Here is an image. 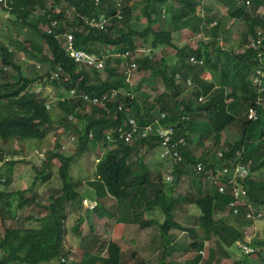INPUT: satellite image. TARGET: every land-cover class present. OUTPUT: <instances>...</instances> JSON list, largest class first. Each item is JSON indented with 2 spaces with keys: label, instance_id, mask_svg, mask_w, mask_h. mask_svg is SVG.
Instances as JSON below:
<instances>
[{
  "label": "trees",
  "instance_id": "1",
  "mask_svg": "<svg viewBox=\"0 0 264 264\" xmlns=\"http://www.w3.org/2000/svg\"><path fill=\"white\" fill-rule=\"evenodd\" d=\"M174 1L0 0V7L14 15L9 20L17 28L16 36L21 31L25 34L21 40L9 37L8 45L0 44V61L12 69L7 71L0 66V106L6 112L11 109L8 114L0 111V140L43 139L55 120L51 108L54 106L62 112L59 117L63 122L69 119L76 124L78 118L81 124L71 126L77 134L75 154L47 151L42 166L33 167L36 175L32 180L46 181L51 176L50 162L54 158L59 161L61 185L47 195V204L42 203L31 183L23 189L0 188L1 224L15 218L16 210L28 204L47 210L35 225L2 228L0 264L51 260L55 264H118L125 257L121 258L119 240L110 239L96 248L87 242L80 248L82 236L92 231L89 210L99 217H112L123 226L138 224L145 228L158 223L169 248L159 254L157 264H214L218 259L216 247L220 253L224 251L220 243L230 246L236 240L243 241L240 229L248 223L245 212L253 210L249 204L264 205V180L259 174H264V11L260 8L264 7V0H218L225 8L221 13L224 17L212 0ZM199 4L204 5L201 14L195 10ZM69 11L72 17L67 15ZM31 13L36 16L27 19ZM101 15L107 19L103 27L94 26L90 19ZM232 18L244 26L237 30L236 39L232 37ZM33 19L31 23L29 20ZM155 21L159 23L157 29L153 26ZM187 27L193 33L206 30L208 39L199 46H193L188 39L178 45L174 40L177 31ZM68 33L73 36L74 48L105 56L103 66L86 67L74 62L65 50ZM11 46L40 64L25 68L27 63L14 61ZM140 47L150 52L172 47L176 58L166 62L164 55L152 58L147 54L135 59ZM42 62L47 65L44 70ZM135 62L148 75L132 85L127 77L128 71L135 69ZM157 79L163 90L150 97L142 86L154 90ZM47 82L56 86V99L45 89ZM33 84H40L39 89ZM67 93L69 97L65 96ZM94 97L101 103H93ZM48 100H54V105L47 107ZM85 106H90L88 112L82 111ZM251 108L254 118L248 117ZM129 117L137 132H131ZM156 119L159 125L172 128V138L185 139L180 160L147 156L159 146V135L151 129L144 136L139 133L147 125L152 127ZM224 130H232L233 134L223 138ZM126 132L132 134L128 142L123 137ZM207 139H212V143L205 144ZM192 142L195 147L204 143V151L196 154ZM96 147L103 151L97 156L92 177L74 179L70 164L82 150ZM16 149L10 154H15ZM10 154L0 147V186L12 180L16 159ZM238 161L248 166L247 176L240 178L227 170L223 178L215 177L216 181L205 179L207 172L216 173L223 165ZM197 163L203 169L196 171ZM167 169L171 170V181L164 178ZM220 179L226 183L236 181L240 187L238 196L228 190V185L223 192L218 191L216 184ZM193 182L198 183L194 191ZM81 183L87 187L78 191ZM201 184L206 185L204 191L198 189ZM87 189H91L89 194ZM84 198L95 202L93 209L82 205ZM181 200L198 210L186 225L174 218V204ZM74 201L78 210L84 208L77 211L76 222L69 228L77 232L80 252L72 250L64 240L65 208ZM158 211L164 214L162 221L154 215ZM181 230L187 231L183 243ZM213 236L219 246H206ZM253 244L257 247L254 254H260L264 224L261 237ZM100 247L106 250L105 254L100 253ZM184 253L191 257L184 261L174 257ZM124 254L137 256L134 249ZM144 260L141 258L140 264H145Z\"/></svg>",
  "mask_w": 264,
  "mask_h": 264
},
{
  "label": "rangeland",
  "instance_id": "2",
  "mask_svg": "<svg viewBox=\"0 0 264 264\" xmlns=\"http://www.w3.org/2000/svg\"><path fill=\"white\" fill-rule=\"evenodd\" d=\"M178 1H174V3H177ZM207 0H205V3ZM213 5L218 8V12L224 13L225 8L223 7L222 3L219 2L218 0H212ZM2 4V3H1ZM4 6V5H3ZM6 6V4H5ZM261 11H264V7H260ZM202 9H204V5H198L196 7V12L197 13H202ZM33 16H36L35 13H31L27 19L33 18ZM69 17H72V12L69 11L67 13ZM225 14H221V16L224 17ZM14 18L13 14H10L8 11L5 9H2L0 7V44H5L8 45V43L11 42L9 40V37L12 39L21 40L24 37V31H21L18 36H16L17 28L13 26L10 22L9 19ZM36 18V17H35ZM31 23L34 22L33 20H29ZM231 23L235 26L232 28V37L237 38V30L244 28L243 25H238L239 21L237 19H230ZM158 22H154L153 26L154 28H158ZM229 24V23H228ZM208 25L206 24L204 27V24H201V27L206 28ZM24 29V28H23ZM184 28H182L183 30ZM188 27L186 28V31H183V35L180 34L181 30L179 31L178 37L180 38L179 40L181 41L188 39L189 42H193L197 46L201 45L204 43V37H207L208 35H204V33H207L206 30H201L197 33L191 32ZM203 34V35H202ZM202 35V36H201ZM195 36V37H194ZM66 37L69 39L70 35L66 34ZM206 39V40H207ZM73 40V36H72ZM175 42L179 43V45H182L184 42H179L178 39L175 37ZM205 40V41H206ZM221 44H224L223 40L220 42ZM11 46V51L14 54V61L21 63H27L25 68H28L29 66L34 67L36 65H39L40 63L32 60L29 58L28 55H25L23 52L12 48ZM137 53L135 54V57H142L143 55H149L150 57L154 58H159L160 56H165L166 62L171 61L175 58V49L172 47H165L158 49L157 51L155 50L154 52H150L146 48H139L137 49ZM136 59V58H135ZM136 63V67L134 70H129L128 71V77L127 79L129 82L134 85L135 83L139 82L142 78L147 77L148 71L142 70L140 67V64ZM2 62L0 61V66L2 67ZM43 66V70L47 67L46 63H41ZM4 66V65H3ZM24 66V65H22ZM4 68L7 71H12V69L8 66H4ZM127 71V70H126ZM42 72V71H41ZM104 76V72H102ZM35 89H39V86H36V84H33ZM42 85V84H41ZM156 88H153L154 90H151L148 85L142 86V88L148 89L150 93V97H153L155 94H157L160 90H163L161 87L160 80H156ZM45 89L48 91L49 96L55 97V99L58 97L56 93V86L55 85H50L47 82V85H45ZM147 91V90H145ZM63 92H65L63 90ZM69 94L67 93L65 96H68ZM260 97H258L259 101ZM51 100H48L45 104L46 106L50 107L54 105L55 101L50 102ZM54 112L53 118L55 119L51 126L49 127L47 135L41 139H28L24 141H19V140H8L6 142H3L0 140V147L6 150L9 154L14 148H18L15 151V154H10L11 157L16 159V162L13 164V173H12V180L8 185H2L0 188H5L7 190H15V189H23L27 187L30 183L33 185L34 189L36 192L39 194V198L42 201V203L45 205L49 202V197L47 195L52 191V189L60 188L61 182L59 179V176L57 174V168L59 166V161H57L55 158L52 159L50 162V166L52 167L51 169V176L49 180L46 181H41L39 178L32 180L34 175V168H40L42 166V158L45 157L47 151H52L56 150L62 154L65 155H70V154H75V152L78 150L77 149V134L74 130H72L71 126L76 125L77 127L81 126V124L78 122L79 119L77 118V123L72 122L69 119H66L64 122L60 119V115H62V112L58 109V107L54 106L51 107ZM9 111L11 112V109L8 108ZM90 109V106H85L82 111L88 112ZM0 111L4 113H10L6 112L5 109L0 106ZM66 114L65 117L70 118V115ZM73 116V115H72ZM73 118V117H72ZM76 118V117H75ZM71 119V118H70ZM229 134H233L232 130H224L223 131V138H226L229 136ZM204 140V139H202ZM201 140V141H202ZM58 142V143H56ZM205 144L207 143H212V139H207V141H204ZM204 143H201L199 146L195 147L194 142L191 143V147H193L196 151V154H200L204 151ZM59 144V146H57ZM20 148V149H19ZM21 148H23L21 150ZM162 148V147H161ZM161 148L158 150V154L161 153ZM216 151V148H213L212 151ZM103 149L101 147H96L90 148L87 150H82L81 154L79 157L75 158L73 162L70 164L69 172L72 177L84 179L88 177H92V173L94 171V166L97 161V156L99 157L100 154L102 153ZM155 157L157 153L155 154L154 151L150 152L147 154L148 157ZM218 156L220 154L218 153ZM6 158H8L6 156ZM151 161L153 158H150ZM1 165V163H0ZM259 174L262 176L261 179L264 180V174L262 171L259 172ZM84 183H81V185L77 188L78 191H83L87 186L83 185ZM193 184L191 186V189L194 191L197 189V184L196 182L191 183ZM189 184V186L191 185ZM206 185L201 184V188H198L200 190H203V188ZM204 191V190H203ZM86 192L89 194L91 192V189H87ZM173 195H175V191L173 192ZM264 195V192H263ZM110 204V201H108ZM68 203V202H67ZM78 203L76 201L72 203H68L67 207L65 208V215H66V227H67V236H64L65 243H70L71 244V249L72 250H77L80 252V248L87 246V242L92 243L94 245V248L97 246L99 247L101 244L104 245V242L106 243L110 239H116L119 240L118 243L123 251V254L121 255V261H119L118 264H140L141 258H145V264H157L158 262V256L159 254L163 253L165 250H168L169 246L167 245L168 239L165 235L162 234L160 230V226L156 222H152L151 226H147L145 228H141L138 224H129V225H122L120 223H116L112 217H107V216H101L99 217L92 211H87L90 219V223L92 225V231L89 234H86L82 236L80 240V248L77 245V232L73 229L71 231L69 228H71L75 222H76V217H77V211H82L84 208H80L78 210ZM249 204V203H248ZM82 205L86 207L87 209H93L94 207V201L91 200V198H84L82 200ZM252 206L254 209L257 208V205H250L249 207ZM85 208V209H86ZM161 208V206H160ZM264 208V205H260V209ZM47 210L45 208H40L39 206L35 204H28L23 208L17 209L16 214L14 213L15 218L12 219H6L3 224L0 223V233L2 228L6 227L7 225L9 226H18L20 224H23L24 226H29V225H35L36 220L39 218H42L46 214ZM174 213H175V219L179 220L181 223L184 225L188 224L192 218V216L196 213H198V210L196 208L189 206L188 203L185 201H176L175 203V208H174ZM262 214H264V209H262ZM159 221H162V217H164V214L162 212L158 211L155 212L154 214ZM33 217L30 220H27V217ZM189 217V218H188ZM250 224L248 228L246 227L245 229H241V239H245L248 242H255L259 237V228L261 223H264V215L261 216V219H256L255 222V227H253V223L251 220L249 221ZM64 226V227H65ZM169 233V232H168ZM181 236H184L182 238V242H185L186 240V232H180ZM252 237V238H251ZM261 237V236H260ZM214 239H217L216 236H213L211 240L207 241L205 243L206 246H219V244H216ZM72 240L74 242H72ZM165 244V247H164ZM223 253H220L218 250V247H216V253L215 257L218 258L217 261L214 262V264H232V262L236 261L238 264H264V246L260 247V254H243V249L241 247L242 243L234 241L230 246H226L223 243H220ZM252 245V244H251ZM257 248V247H256ZM130 249L136 250V257L132 258L129 254L125 255L124 253H129ZM100 253L103 255L106 253V250L103 247H100L99 249ZM257 251V250H256ZM178 252V251H177ZM180 254V252H178ZM171 257V255L169 256ZM174 257L177 259L179 258V261H184V259L190 258L191 255L188 253H184L181 256L174 255ZM55 261H45V262H40L38 264H54ZM139 262V263H138ZM101 264V263H100Z\"/></svg>",
  "mask_w": 264,
  "mask_h": 264
},
{
  "label": "built area",
  "instance_id": "3",
  "mask_svg": "<svg viewBox=\"0 0 264 264\" xmlns=\"http://www.w3.org/2000/svg\"><path fill=\"white\" fill-rule=\"evenodd\" d=\"M54 22V21H53ZM90 22L94 25V26H99V27H103L104 23L106 22L105 17L103 15L99 16L98 19L91 18ZM70 35L69 39L66 37V45H65V50L68 53V56L76 63H78L81 66H86V67H95V68H101L103 66L104 63V58L105 56H98L95 55L94 53L88 52L86 50L83 49H76L73 47V40H72V35L70 33H68ZM67 34V36H68ZM191 59H193L191 57ZM133 65V63L131 64ZM103 99V98H101ZM93 103H101L100 99L97 97H94L92 99ZM248 117L254 118L256 117L255 111L254 109H250L249 113H248ZM163 116V114H162ZM129 123H132L133 127L131 129V132H137V128L134 124V120L133 118L129 117L128 118ZM152 130V131H156L159 135L160 138V144L158 147L161 148V153L158 154L159 157L163 158V157H170L173 158L174 161L180 160V148L185 144L184 142V138L182 136L177 137L176 139L172 138L171 134H172V128L168 127V126H159V125H152V127H150L149 125L145 126L143 130L140 131L139 135L140 136H144L146 133V130ZM131 132H126V134L123 136L125 141H129L132 134ZM124 132H122L120 135H123ZM219 154L221 155V153L219 152ZM197 170H199L200 168L202 169V164L201 163H197L196 165ZM227 170H232L233 171V175H237L240 178L245 177L248 174V170L247 167L241 163H233L232 165H223L222 167L217 169V172L212 173V172H207L206 173V178L207 181H212L215 177L218 178H223L222 176H224V174L227 172ZM170 178L169 175L166 176V179ZM215 180V179H214ZM233 180V179H231ZM216 181V180H215ZM226 185L229 186L228 190L231 191L235 197L238 196L239 194V190L240 187L236 186L237 183L236 181H233L231 183H226L223 180H219L216 184V186L218 187V191L223 192L226 188ZM231 189V190H230ZM242 190V189H241ZM95 205V202H94ZM230 205H233V202H230ZM236 209H233V212H235ZM250 213H247V216H249Z\"/></svg>",
  "mask_w": 264,
  "mask_h": 264
},
{
  "label": "clouds",
  "instance_id": "4",
  "mask_svg": "<svg viewBox=\"0 0 264 264\" xmlns=\"http://www.w3.org/2000/svg\"><path fill=\"white\" fill-rule=\"evenodd\" d=\"M4 68V67H3ZM5 69V68H4ZM252 109V108H251ZM163 115H164V113H162ZM162 114L160 115V117H159V119L161 118V117H163L162 116ZM159 119H156L153 123H152V125H154V126H156V125H159ZM159 126H161V125H159ZM184 141H185V139H184ZM185 143V142H184ZM158 147L159 146H157V149L155 150V152L157 153V155L156 156H158L159 157V155H158ZM236 155L238 156L239 155V152L237 151L236 152ZM160 159H162L161 157H159ZM239 163H240V161H238ZM246 167H247V170H248V174H249V168H248V166L247 165H245ZM201 169V168H200ZM203 169V168H202ZM195 170L196 171H198L197 170V168H196V165H195ZM165 179H166V176L167 175H169L170 176V178H168V179H166L167 181H171L172 180V175H171V170L170 169H167L166 170V172H165ZM247 174V175H248ZM246 175V176H247ZM204 177H205V179L207 180V178H206V174H204ZM184 178V177H183ZM84 200V199H83ZM174 208H175V204H174ZM262 209H264V208H262ZM262 209H260V205H257V208L256 209H254L253 208V210L252 209H248L246 212H245V218H246V221L248 222L244 227H242L241 229H245L246 227L248 228V226H249V224H250V220L252 221V222H254L256 219H261V216L262 215H264V214H262ZM197 210V209H196ZM247 213H250V215L249 216H247ZM198 213H196V214H194V215H197ZM174 218H175V213H174ZM189 218V217H188ZM191 221V220H190ZM264 223H261V225H260V228H259V235L261 236V227H262V225H263ZM192 224H190L189 226H191ZM186 227V226H185ZM253 227H255V222L253 223ZM240 229V230H241ZM181 232H186L187 233V231L185 230H181ZM260 236L259 237H257L258 239L260 238ZM252 238V237H251ZM65 240V239H64ZM237 242H241L242 243V245H241V247H242V249H243V254H245V255H247V254H252V253H254V250H255V245L253 244V239H252V242H248L247 243V241L245 240V239H243V241H237ZM252 244V245H251ZM51 261H54V260H51ZM54 264H55V262H54Z\"/></svg>",
  "mask_w": 264,
  "mask_h": 264
},
{
  "label": "crops",
  "instance_id": "5",
  "mask_svg": "<svg viewBox=\"0 0 264 264\" xmlns=\"http://www.w3.org/2000/svg\"><path fill=\"white\" fill-rule=\"evenodd\" d=\"M229 21H230V20H229ZM230 23H231V21H230ZM179 31H180V30L177 31V37H176V39H178V40L180 39V38L178 37V35H179ZM183 31L185 32V31H186V28H184L183 30L181 29L180 34L183 35V34H184ZM197 34H198V33H197ZM202 35H203V34H202ZM202 35H201V36H202ZM183 39H185V38H183ZM205 39H207V37H204V41H205ZM181 41H182V38H181ZM181 41L179 40V42H181ZM191 43H192L193 46L196 45V44H194L193 42H191ZM178 45H179V43H178ZM196 46H197V45H196ZM175 58H176V57H175ZM175 58H174V60H175ZM174 60H173V61H174ZM170 62H172V61H170ZM154 152H155V151H154ZM155 154H156V152H155ZM152 156H153V155H152ZM155 157H156V155H155Z\"/></svg>",
  "mask_w": 264,
  "mask_h": 264
},
{
  "label": "bare ground",
  "instance_id": "6",
  "mask_svg": "<svg viewBox=\"0 0 264 264\" xmlns=\"http://www.w3.org/2000/svg\"><path fill=\"white\" fill-rule=\"evenodd\" d=\"M164 11H166V10H164ZM181 11V10H180ZM175 13V12H174ZM164 14V13H163ZM179 15V14H178ZM161 16V15H160ZM174 17H176V16H174ZM106 19V18H105ZM107 20V19H106ZM180 21H181V19H180ZM185 22V21H184ZM167 27V26H166ZM172 27V26H171ZM195 37V36H194ZM224 42V41H223ZM197 44V43H196ZM173 47V46H172ZM174 47H175V45H174ZM174 49V48H173ZM176 49H177V47H176ZM178 50H179V48H178ZM189 50V49H188ZM176 52V51H175ZM203 58V57H202ZM200 59H201V57H200ZM193 61V60H192ZM191 61V62H192ZM199 62V61H198ZM197 64H199V63H197ZM196 64V65H197ZM200 65V64H199ZM201 65H202V63H201ZM166 66V65H165ZM257 70V69H256ZM204 78H205V76H204ZM188 81V80H187ZM217 85V84H216ZM219 85V84H218ZM216 87V86H215ZM261 87V86H260ZM199 98V97H198ZM205 99H206V97H205ZM249 116V115H248Z\"/></svg>",
  "mask_w": 264,
  "mask_h": 264
}]
</instances>
